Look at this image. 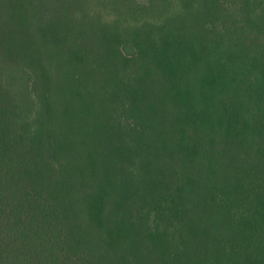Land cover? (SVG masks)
<instances>
[{"label": "trees", "instance_id": "16d2710c", "mask_svg": "<svg viewBox=\"0 0 264 264\" xmlns=\"http://www.w3.org/2000/svg\"><path fill=\"white\" fill-rule=\"evenodd\" d=\"M0 264H264V0H0Z\"/></svg>", "mask_w": 264, "mask_h": 264}]
</instances>
